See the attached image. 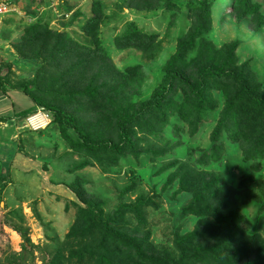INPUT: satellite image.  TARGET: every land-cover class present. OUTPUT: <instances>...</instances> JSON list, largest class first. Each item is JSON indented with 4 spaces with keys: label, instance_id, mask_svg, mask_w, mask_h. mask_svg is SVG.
I'll list each match as a JSON object with an SVG mask.
<instances>
[{
    "label": "rangeland",
    "instance_id": "374dc122",
    "mask_svg": "<svg viewBox=\"0 0 264 264\" xmlns=\"http://www.w3.org/2000/svg\"><path fill=\"white\" fill-rule=\"evenodd\" d=\"M11 1L16 13L0 19V264H50L54 256L63 264H108L105 245L109 264H144L116 244L123 236L136 240L147 256L176 261L177 243L190 236L186 250L207 253L202 233L218 239L224 230L215 218L184 213L200 197L202 210L219 208L225 216L241 217L226 228L234 244L219 251L223 264H245L253 254L246 238L254 239L252 248L256 238L264 242V153L250 156L264 123L262 114L242 104L237 121L246 129L240 132L244 140L235 141L234 130L212 141L230 97L225 83L208 80L201 110L186 91L174 90L163 114L135 128L132 147L117 157L72 149L52 119L44 132H30L18 113L39 101L90 121L93 140L115 137L112 129L161 84L177 40L189 30L190 5L203 1L213 13L208 45L203 50L197 43L187 54L186 72L196 76L202 62L222 67L224 59L214 52L231 48L228 67L242 70L247 83L264 94V25L254 31L250 18L239 20L240 0H164L144 11L129 8L128 0ZM249 1L259 6L264 21V0ZM93 15L100 19L102 52L123 76L99 93L103 97H76L71 104L74 90L61 81L55 64L37 56L20 60L13 46L28 28L40 26L95 48L83 32ZM135 30L156 36L154 51L116 47L115 38Z\"/></svg>",
    "mask_w": 264,
    "mask_h": 264
},
{
    "label": "trees",
    "instance_id": "16d2710c",
    "mask_svg": "<svg viewBox=\"0 0 264 264\" xmlns=\"http://www.w3.org/2000/svg\"><path fill=\"white\" fill-rule=\"evenodd\" d=\"M163 1L164 0H128L127 4L131 9L144 11L155 9ZM228 1L231 3V0ZM236 5L238 7V12H241V14H239V20L250 18L253 23L252 29L254 31H258L262 28L264 21L263 16L260 14L259 6L252 4L249 0H240ZM171 7L173 6L171 5ZM189 13V30L186 35L177 40L175 54L169 59L165 66L161 84L154 89L148 100L136 106V109L128 119L121 121L117 125L116 130L112 129V134L116 132L115 137L93 140L87 130L90 121L39 101L36 102V106L34 105L28 110H23L18 113V115L24 120L33 114L37 108H40L50 114L52 121L58 126V132L61 138L71 146L72 149L99 152L106 156L117 157L126 149L132 147V132L135 128L146 127L149 118H151L153 114H163L162 109L165 104L171 100L174 90L180 89L186 91L190 99L199 101L198 107L201 110V108L207 104L208 80L213 79L215 83L220 82L223 83V85L226 84V90L230 91V97L226 101V106L212 132L211 139L214 142L218 141L222 134L232 136L233 131L236 130L237 136L234 137V140L242 142L244 140V135L240 132H244L246 129L243 125V121H237V117L239 113H241L239 106L245 104L249 109H256L258 113L262 114V122L264 123V94L258 93L255 88L247 83L242 70L228 67L229 61L232 59L233 50L231 48L226 51L221 50L214 52L215 54H220L222 60L224 59V65L222 67H215L213 62H202L196 76L189 75L186 72L185 58L187 54L192 51L197 43L203 50H205L208 45L205 37L211 30L213 14L210 4H207L205 1L199 4H191ZM99 21L100 19L98 16L96 17L93 15L92 17H88L83 26L84 34L92 39L97 48L79 44L68 37L66 33L56 32L40 26L28 28L20 41L13 47L18 53V58L20 60H26L29 57L37 56L47 63L55 64L60 74L61 81L64 82L69 89L74 90L71 94V99H73V101L70 99L69 103L72 104V102H77L76 97L81 96L88 100L92 99L88 98L89 95L93 97L98 94V96L103 97L104 93H99L114 85L115 80L122 77L123 74L113 68L107 53L102 52L100 40L96 32ZM155 42L156 36L146 35L137 30L115 38V45L118 49L138 48L144 52L154 51ZM203 59H205V53H203ZM80 100H78V102ZM263 153L264 129L260 134L257 147H251L250 156L252 158H257V154L262 155ZM194 203L193 201L192 204L184 210L185 214L210 216L215 218L220 226H223V237L218 239H216L213 234L207 233V231L203 232L205 234L202 233L201 238L208 242L207 246H203V249H207V253H196L195 255L186 250V246L192 243L193 236L177 243L176 247L180 257L176 261L166 257H153L143 254L140 244L127 236H123V239L117 238L118 242H116V244L120 245L121 249H126L135 253L138 263L223 264L225 258L219 251L220 247L224 245L225 248H229L234 244V239L230 233L226 232V228H231L232 223L234 221L236 222V219L240 221L241 217L235 214L225 216V212H220L219 208H217V210L215 209V211L211 209L208 211L202 210L203 207H200L202 203L201 197L197 206H194ZM219 205L221 208L225 207L224 202ZM201 229L202 225H199L196 233L199 234ZM117 236L121 237L120 233H117ZM246 239L247 246H249L253 254L244 260L245 264H264V242L260 238H256V244L252 248L250 244L254 239ZM107 240H109V238H105V241ZM29 243V240H25L23 244L24 250H27L28 247L31 246ZM104 248L105 252L102 257L103 260L105 261L106 259L109 264L107 259L109 251H107L106 245ZM49 263L63 264L64 262L59 257L54 256ZM225 264H230V261ZM238 264L244 263L241 261Z\"/></svg>",
    "mask_w": 264,
    "mask_h": 264
},
{
    "label": "built area",
    "instance_id": "2783aa9c",
    "mask_svg": "<svg viewBox=\"0 0 264 264\" xmlns=\"http://www.w3.org/2000/svg\"><path fill=\"white\" fill-rule=\"evenodd\" d=\"M16 8L11 0H0V19L16 13ZM24 128L33 133L43 132L49 128L51 124L50 114L44 110L38 109L36 113L28 116L23 120Z\"/></svg>",
    "mask_w": 264,
    "mask_h": 264
}]
</instances>
